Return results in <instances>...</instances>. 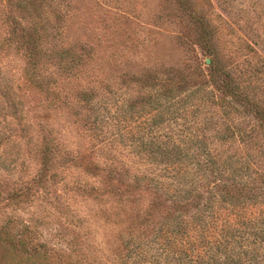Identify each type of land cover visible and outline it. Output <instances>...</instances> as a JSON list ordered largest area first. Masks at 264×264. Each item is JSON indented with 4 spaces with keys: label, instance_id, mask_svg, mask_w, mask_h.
Instances as JSON below:
<instances>
[{
    "label": "rangeland",
    "instance_id": "obj_1",
    "mask_svg": "<svg viewBox=\"0 0 264 264\" xmlns=\"http://www.w3.org/2000/svg\"><path fill=\"white\" fill-rule=\"evenodd\" d=\"M211 79L264 109V0H0V227L81 264H264V123Z\"/></svg>",
    "mask_w": 264,
    "mask_h": 264
},
{
    "label": "trees",
    "instance_id": "obj_2",
    "mask_svg": "<svg viewBox=\"0 0 264 264\" xmlns=\"http://www.w3.org/2000/svg\"><path fill=\"white\" fill-rule=\"evenodd\" d=\"M181 5L183 6L182 3ZM33 39L35 42H37L39 37L34 36ZM24 42L29 44L30 41L26 40ZM29 51L31 52V50ZM34 71L35 69H32L31 72ZM211 81H213V85L216 90H222L226 97H230L240 105H244L257 122L260 124L264 123V109H261L256 103L247 100L245 97L239 94L238 90L232 85L228 83H221V85H217L216 81L212 79ZM26 82L34 90H47V86L38 83L36 78H33L32 73L26 76ZM163 87L165 88V91L171 90V88L168 86ZM11 106L14 108V103H12ZM16 114H21L20 110L17 108H15L14 115L17 116ZM50 143L51 142L45 141L42 148L40 147V171L38 175L32 180L28 191L24 194L27 196L26 198L30 199V192H32L34 189L42 190L43 193L48 191V187L50 186V177L52 176L50 174V170L53 168V163L57 160L55 156V152H57V150L52 152L51 145L54 144ZM144 180L145 177H138L139 183H142ZM13 198L19 199L20 197L18 195H13ZM68 245L69 248L66 247L64 250H57L54 247H51L48 243L39 238L36 226L34 225L23 224L16 230H11L8 226H1L0 264H81L75 251L70 247L71 245Z\"/></svg>",
    "mask_w": 264,
    "mask_h": 264
},
{
    "label": "water",
    "instance_id": "obj_3",
    "mask_svg": "<svg viewBox=\"0 0 264 264\" xmlns=\"http://www.w3.org/2000/svg\"><path fill=\"white\" fill-rule=\"evenodd\" d=\"M206 63L209 64V60H207Z\"/></svg>",
    "mask_w": 264,
    "mask_h": 264
}]
</instances>
